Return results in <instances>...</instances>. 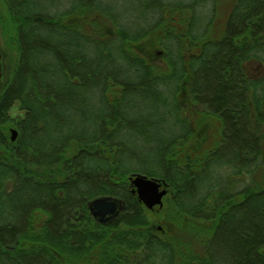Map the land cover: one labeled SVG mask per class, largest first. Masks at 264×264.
<instances>
[{"label":"trees","instance_id":"1","mask_svg":"<svg viewBox=\"0 0 264 264\" xmlns=\"http://www.w3.org/2000/svg\"><path fill=\"white\" fill-rule=\"evenodd\" d=\"M1 1L18 59L10 77L3 64L0 151L33 171L0 166V264H264V0H125L148 12L131 27L119 0ZM134 99L150 105L130 114ZM131 174L167 182L166 234ZM104 195L128 213L98 239L87 205Z\"/></svg>","mask_w":264,"mask_h":264},{"label":"rangeland","instance_id":"2","mask_svg":"<svg viewBox=\"0 0 264 264\" xmlns=\"http://www.w3.org/2000/svg\"><path fill=\"white\" fill-rule=\"evenodd\" d=\"M226 4H224L223 6H220V10L221 12L219 13V15H221V18L225 17L224 15H227V13L229 12V7L230 6H225ZM60 7L61 8V2H57L54 4V7ZM49 9H52V6L49 5ZM104 10L108 11V9L106 8V6L103 7ZM0 10H5V6L3 4V2L0 0ZM112 13L115 16V18L119 19L120 22H123L124 24H127L128 27H131L132 25V21L133 20H137V22L139 23V25H143L142 21L139 22L138 19L136 18V16H138L139 18L141 17H145V15L148 16V12L145 11L144 9H136L133 8L131 5L126 4L125 0L122 2L121 0H119L117 2V4L112 6ZM204 14H208L207 13V9L204 10L203 12ZM222 21V19H221ZM2 26H1V22H0V42H1V49L3 52V64L5 65V69H4V73L6 77H10L12 75L13 69L17 63V59H18V54L17 51L15 50L14 47L12 46H8L6 44V36H3L2 34ZM158 63L162 64L161 60L157 61ZM136 100V104L135 106L131 105L128 109V112L130 114H137V113H141L144 112L146 107L149 106L146 104V102L143 101V99H134ZM201 107L202 106H197V108L195 109L198 114L201 116L200 112H201ZM206 109V108H205ZM193 110L194 113V109L193 108H189V112H191ZM152 111H153V107H152ZM24 114V112L20 109L19 104H15L11 110H10V115L11 117H19V115ZM209 118V117H208ZM207 122L211 125L210 128H218V120L217 118H210L207 120ZM198 124L197 122H194V126L196 127ZM170 127V125H169ZM200 129V128H198ZM198 132V131H197ZM9 136L11 135V132L8 131ZM55 133V132H54ZM50 134L48 137H46L44 134V131L40 133L41 135V144L43 145H49L51 144V141H53L54 144H58V142H61V135L58 134ZM204 131L201 130V132H198L199 137L201 135H203ZM128 147L131 148L133 150V152L137 153L139 156H142L144 154H146L143 149L141 151L139 146H134L131 142L128 143ZM143 151V153H141ZM129 157V153H126ZM134 155V154H133ZM132 159V158H131ZM130 160H126L125 159V163L129 164ZM132 163H135L134 161L131 160Z\"/></svg>","mask_w":264,"mask_h":264},{"label":"water","instance_id":"3","mask_svg":"<svg viewBox=\"0 0 264 264\" xmlns=\"http://www.w3.org/2000/svg\"><path fill=\"white\" fill-rule=\"evenodd\" d=\"M161 54V52H160ZM3 81V54L0 42V83ZM18 131L12 129L11 139L16 140ZM132 184L137 186V194L144 205L151 210L158 212L164 206L163 198L167 194V182L165 180L148 177L144 174H134L131 176ZM121 201L112 196H99L88 203L91 213L97 220H103L106 215H117L121 209ZM109 220L107 218L105 221ZM104 222V221H103Z\"/></svg>","mask_w":264,"mask_h":264},{"label":"flooded vegetation","instance_id":"4","mask_svg":"<svg viewBox=\"0 0 264 264\" xmlns=\"http://www.w3.org/2000/svg\"><path fill=\"white\" fill-rule=\"evenodd\" d=\"M160 52L161 51H159L158 53V55H160ZM161 54H162V52H161ZM4 74V73H3ZM217 118V117H216ZM217 120H218V126L219 127H222L223 128V131H224V124H223V121H222V117H221V119L220 118H217ZM218 127V128H219ZM12 129H16L17 131H18V129L16 128V127H14L13 125L12 126H10L9 127V130L8 131H10L11 132V135H12ZM199 131H200V129H199ZM11 135L9 136L10 137V140L11 141H13L12 139H11ZM18 137H19V131H18V135H17V138H16V140L15 141H17V139H18ZM210 138H212L211 136H208V144H209V142L211 143V140H210ZM15 141H13V142H15ZM15 148V150H14V152H18V148L16 147V146H12V148ZM2 151H0V166H14V165H16V164H21V165H24V166H29L30 167V169H29V172H32L33 170H32V161H25L22 157L20 158V159H18L17 160V163H11L12 162V160H5V159H2L3 158V154L1 153ZM11 155V154H10ZM12 156V155H11ZM134 174H131V175H129L128 176V182H129V184H128V187H127V189H128V191H130L131 192V194L132 195H134V196H136L138 199H139V197H138V194H137V192H136V190H137V186L135 185V184H132V179H131V176H133ZM32 178V177H31ZM170 193V191H169V188L167 187V194L164 196V198H163V201H164V206H163V208H161L158 212H156V211H154V210H151V209H148L145 205H144V203L142 202V201H140V199H139V201L143 204V206L149 211V214H150V216H151V218L154 220V227H155V229H154V227H153V229H154V231H153V234L154 235H158V236H160V235H163V234H166L167 233V229H168V227H166L165 225H164V215H162L163 214V212L162 211H164V207H165V202H166V200H167V197H168V194ZM104 196H111V195H104ZM112 197H114V198H117L118 200H120L121 201V203H119L120 204V206H121V209H119L118 211H119V213L117 214V215H113V214H108V215H106V217L101 221V220H97L94 216H93V214L91 213V210L89 209V207H88V210H89V213L91 214V216L93 217V219L95 220V223H96V227H97V229L100 231V234L98 235L99 237H98V239H103L104 238V233H105V231L107 230H111V231H114V225L117 223V222H122L123 221V219H124V217H125V214L126 213H128V203H127V201H126V199H124V198H122V197H116V196H112ZM96 198V197H95ZM93 200V199H92ZM89 203V202H88ZM88 206V205H87ZM45 217H46V215H45ZM107 218H109V220H107V221H105ZM104 221V222H103ZM28 227V226H27ZM59 227V231L61 232V224L58 226ZM102 228V229H101ZM16 232V231H15ZM26 242H28V240L26 241ZM25 242V243H26ZM99 246H101V245H99ZM101 250V249H100ZM102 251V250H101ZM95 254H93V253H91L90 254V256L93 258V256H94ZM89 264H91V262L89 263Z\"/></svg>","mask_w":264,"mask_h":264}]
</instances>
